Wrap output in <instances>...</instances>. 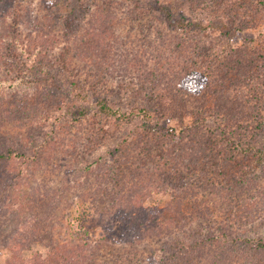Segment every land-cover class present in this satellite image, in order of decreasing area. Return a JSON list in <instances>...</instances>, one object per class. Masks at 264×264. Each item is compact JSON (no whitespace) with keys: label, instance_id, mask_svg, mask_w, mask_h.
Returning <instances> with one entry per match:
<instances>
[{"label":"rangeland","instance_id":"obj_1","mask_svg":"<svg viewBox=\"0 0 264 264\" xmlns=\"http://www.w3.org/2000/svg\"><path fill=\"white\" fill-rule=\"evenodd\" d=\"M159 2L216 28H171L155 0H0V264H163L204 226L264 237V127L246 114L264 124V72L212 83L201 58L264 54V0Z\"/></svg>","mask_w":264,"mask_h":264},{"label":"trees","instance_id":"obj_2","mask_svg":"<svg viewBox=\"0 0 264 264\" xmlns=\"http://www.w3.org/2000/svg\"><path fill=\"white\" fill-rule=\"evenodd\" d=\"M155 3L156 9H159L161 13L165 14L167 23L171 28H178L179 30H196L200 31V33L209 28H216V24H214L215 21L213 22L212 20L203 21L201 19H197L189 21L186 20L183 16L175 18L171 10L160 3L159 0H155ZM221 19L223 20V18ZM217 26H219L222 31L221 35H224L226 37L232 36V31L230 30L231 28L227 23L221 21L217 24ZM227 47H230V45H227ZM210 51V48L206 49V51L202 53L201 58L202 61L207 60V62L210 63V66L206 72V76L212 83L217 81V84L223 83L222 85H225L228 82L227 80L231 78L230 76L234 75L245 88L244 85H246L248 79L259 76L261 72H264V54L260 50H254L253 52H244L243 49L235 50L231 48L228 51L223 50L221 51V53L215 54L210 53ZM214 60L215 62H213ZM235 83L236 85L234 89L239 88L240 86L238 84V81ZM257 86L258 85H254L252 89L253 95H257L256 99L258 103V101H260L262 98L258 96L259 87ZM256 91L257 94H255ZM75 92L79 95H82L77 84L75 86ZM261 93L263 96L264 91L262 90ZM98 103L100 105V108L105 113H117L115 110H112L108 106L105 98H98ZM223 106L225 109H228L226 105L223 104ZM241 106H243L242 103ZM254 106L246 114L250 116V121L255 128L260 126L264 127V124H261L263 122V120L261 119L262 115L260 114V112H258L257 109L254 108ZM220 115H223V113H220ZM185 117L191 118V121L188 123L189 126L184 128V130L181 129L183 132L188 131V133H194L196 132V130H198V128H200V125L202 123H206V116L204 112L200 110L193 112V114L191 112H188ZM168 130L175 131V129L172 128ZM219 133H224V130H221ZM223 139H225V137H223ZM257 151H259V149ZM10 157L11 155L9 156L8 154H0L1 160L8 159ZM170 226L172 225H169V227ZM161 227H152L154 236L159 234L161 230H163L161 229ZM167 245L172 253V256L167 262H164L163 264H179L182 259L187 260L195 256L199 257L197 263H201V260L203 262L206 260L205 264L264 263L263 236H257L255 234L251 236V234L249 233L242 236L233 235L224 231L223 229L213 228L212 226L197 228L192 230L188 234L186 232H182L181 236L172 238L170 242L167 243ZM242 256H244L245 259H242Z\"/></svg>","mask_w":264,"mask_h":264}]
</instances>
